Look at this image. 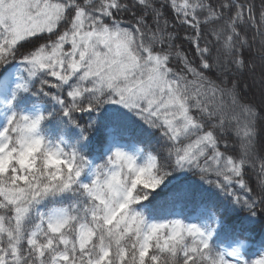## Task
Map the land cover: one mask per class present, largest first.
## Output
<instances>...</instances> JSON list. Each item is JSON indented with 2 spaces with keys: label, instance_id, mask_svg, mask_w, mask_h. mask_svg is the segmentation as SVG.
<instances>
[{
  "label": "snow or ice",
  "instance_id": "6c2138e0",
  "mask_svg": "<svg viewBox=\"0 0 264 264\" xmlns=\"http://www.w3.org/2000/svg\"><path fill=\"white\" fill-rule=\"evenodd\" d=\"M0 264H264V0H0Z\"/></svg>",
  "mask_w": 264,
  "mask_h": 264
}]
</instances>
